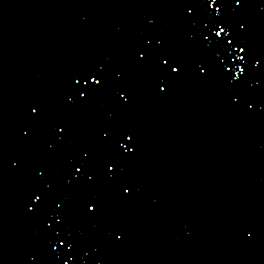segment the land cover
I'll use <instances>...</instances> for the list:
<instances>
[{
    "label": "water",
    "instance_id": "water-1",
    "mask_svg": "<svg viewBox=\"0 0 264 264\" xmlns=\"http://www.w3.org/2000/svg\"><path fill=\"white\" fill-rule=\"evenodd\" d=\"M0 264H264V0H0Z\"/></svg>",
    "mask_w": 264,
    "mask_h": 264
}]
</instances>
